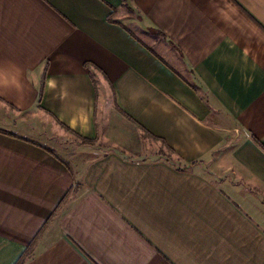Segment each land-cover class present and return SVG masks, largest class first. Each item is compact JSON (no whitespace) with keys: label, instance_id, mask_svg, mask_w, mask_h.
Listing matches in <instances>:
<instances>
[{"label":"crops","instance_id":"obj_1","mask_svg":"<svg viewBox=\"0 0 264 264\" xmlns=\"http://www.w3.org/2000/svg\"><path fill=\"white\" fill-rule=\"evenodd\" d=\"M0 69V264H264V0H0Z\"/></svg>","mask_w":264,"mask_h":264},{"label":"clouds","instance_id":"obj_2","mask_svg":"<svg viewBox=\"0 0 264 264\" xmlns=\"http://www.w3.org/2000/svg\"><path fill=\"white\" fill-rule=\"evenodd\" d=\"M2 76H3V70L0 69V78H2Z\"/></svg>","mask_w":264,"mask_h":264},{"label":"trees","instance_id":"obj_3","mask_svg":"<svg viewBox=\"0 0 264 264\" xmlns=\"http://www.w3.org/2000/svg\"><path fill=\"white\" fill-rule=\"evenodd\" d=\"M84 143H87V141H83Z\"/></svg>","mask_w":264,"mask_h":264},{"label":"rangeland","instance_id":"obj_4","mask_svg":"<svg viewBox=\"0 0 264 264\" xmlns=\"http://www.w3.org/2000/svg\"><path fill=\"white\" fill-rule=\"evenodd\" d=\"M83 142V141H82Z\"/></svg>","mask_w":264,"mask_h":264}]
</instances>
